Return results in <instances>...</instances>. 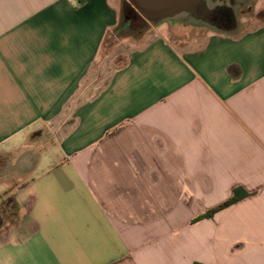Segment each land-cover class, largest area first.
<instances>
[{
    "label": "crops",
    "instance_id": "1",
    "mask_svg": "<svg viewBox=\"0 0 264 264\" xmlns=\"http://www.w3.org/2000/svg\"><path fill=\"white\" fill-rule=\"evenodd\" d=\"M120 1L0 0V264H264V23L94 70Z\"/></svg>",
    "mask_w": 264,
    "mask_h": 264
},
{
    "label": "rangeland",
    "instance_id": "2",
    "mask_svg": "<svg viewBox=\"0 0 264 264\" xmlns=\"http://www.w3.org/2000/svg\"><path fill=\"white\" fill-rule=\"evenodd\" d=\"M240 1L241 4L235 10V19L238 24L236 29L237 32H244L262 25L264 23V0H247V4H243L245 0ZM124 2L125 0H121L120 6H122V3ZM182 21L184 23H173L172 21H167L157 26H150L147 29L144 28L140 34H137L131 32L130 30H126L124 24H122L123 18L121 15L120 22L116 26L115 31H113L112 35L108 36L104 42L100 56L95 63L94 70L107 71L120 67V65H123L125 60L128 58V54L133 51L135 47L142 45L150 35L154 34V31L172 44L173 42L175 43V41H187L202 35L205 36L207 33L212 34L210 28L193 25L187 22L185 18H183ZM143 35H146L148 38H142ZM70 108L71 107L65 108V119L62 124H58L66 128L68 127V129L74 122V116L70 113L68 115L66 114ZM47 126L48 128L46 127L44 131L40 130L41 135L45 132V130L54 134L56 129H59L60 127L58 126L56 128L54 125ZM50 137L51 136L48 133V138ZM20 138L21 137L15 139L12 143L19 142ZM37 138H39V136ZM35 156L34 151L28 148L18 150L15 153L6 156L1 154L0 178L11 179L12 177L20 176L23 178L27 176L29 166H25V163H23L19 169V167L16 166V163L19 162L20 157L26 158V162H32Z\"/></svg>",
    "mask_w": 264,
    "mask_h": 264
},
{
    "label": "water",
    "instance_id": "3",
    "mask_svg": "<svg viewBox=\"0 0 264 264\" xmlns=\"http://www.w3.org/2000/svg\"><path fill=\"white\" fill-rule=\"evenodd\" d=\"M201 0H125L121 7L123 20L133 28H142L146 25L157 26L167 21L193 16L194 10ZM240 0H208L207 7L211 11L225 4L235 11L241 4ZM192 14V15H191ZM195 17V16H194ZM210 30L221 33H235L237 30L223 31L210 26Z\"/></svg>",
    "mask_w": 264,
    "mask_h": 264
},
{
    "label": "flooded vegetation",
    "instance_id": "4",
    "mask_svg": "<svg viewBox=\"0 0 264 264\" xmlns=\"http://www.w3.org/2000/svg\"><path fill=\"white\" fill-rule=\"evenodd\" d=\"M225 1V0H221ZM234 1V0H233ZM208 0H201L199 6L194 10V15L189 17H184L187 22L197 25V26H205L210 28V26L217 30L223 31H231L236 30L238 27L237 21L235 19V11H231L230 8H227L225 4L221 7L216 8L211 11L207 7ZM124 3H122L123 6ZM243 4H247V0L243 2ZM121 6V7H122ZM192 15V14H191ZM195 16V17H194ZM183 18L173 20V23H184ZM186 23V22H185ZM126 30H130L133 33L140 34L142 30L147 29L149 26L146 25L142 28H133L131 25L123 20V23Z\"/></svg>",
    "mask_w": 264,
    "mask_h": 264
},
{
    "label": "trees",
    "instance_id": "5",
    "mask_svg": "<svg viewBox=\"0 0 264 264\" xmlns=\"http://www.w3.org/2000/svg\"><path fill=\"white\" fill-rule=\"evenodd\" d=\"M115 28L108 31L105 40L107 39L108 36L112 35V32L115 31ZM105 40H104V42H105ZM104 42L102 44V48H103ZM249 196H250V194L248 192H246L244 188L236 187L233 189L232 196L229 199H227L226 201L222 202L221 204L211 208L209 211L205 212L204 214L196 217L192 221V223H197V222L202 221L204 219H212L214 217V215L217 214L218 212H221V211L229 208L230 206L240 202L241 200H243Z\"/></svg>",
    "mask_w": 264,
    "mask_h": 264
}]
</instances>
